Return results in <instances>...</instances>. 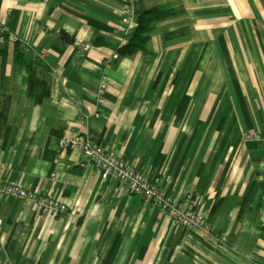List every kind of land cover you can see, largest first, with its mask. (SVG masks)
<instances>
[{"label": "crops", "instance_id": "crops-1", "mask_svg": "<svg viewBox=\"0 0 264 264\" xmlns=\"http://www.w3.org/2000/svg\"><path fill=\"white\" fill-rule=\"evenodd\" d=\"M124 8L0 0V183L68 208L42 215L0 194V264H264V141L245 140L264 130V0H136L134 19L164 15L147 52L118 57ZM25 63L38 65L47 93L38 102ZM62 138L108 149L227 244L200 240L101 179Z\"/></svg>", "mask_w": 264, "mask_h": 264}, {"label": "built area", "instance_id": "built-area-1", "mask_svg": "<svg viewBox=\"0 0 264 264\" xmlns=\"http://www.w3.org/2000/svg\"><path fill=\"white\" fill-rule=\"evenodd\" d=\"M135 2L136 0H124L126 27L121 29V33L125 37L134 28L133 6ZM2 34L3 30L0 27V35ZM72 46L80 47L83 52L93 49L92 45H82L79 41H74ZM104 95L105 85L102 84L98 90L99 105L104 103ZM245 140L264 141V130L246 133ZM58 145L63 150H80L85 157L86 164L95 168L101 179L116 180L127 189L130 195L138 197L151 206L158 208L166 214L171 222L191 231L200 240L218 248L224 247L227 244L226 235L212 231L202 214L185 208L182 202L159 188L147 176L127 165L103 146L78 138H62L59 140ZM0 194L16 198L25 204L34 206L37 212L42 215L54 217L65 214L68 210L67 206L59 200L25 190L17 185L0 183ZM190 197V195H187L186 200H189Z\"/></svg>", "mask_w": 264, "mask_h": 264}, {"label": "trees", "instance_id": "trees-1", "mask_svg": "<svg viewBox=\"0 0 264 264\" xmlns=\"http://www.w3.org/2000/svg\"><path fill=\"white\" fill-rule=\"evenodd\" d=\"M164 14L160 9H151L135 18L133 31L126 37L122 45L116 49L118 57H130L139 52H147L150 42V34L153 30V23L162 17ZM1 38H6L5 33L0 35ZM61 40L66 44H73V39L66 34L60 35ZM95 46L102 45L100 40L94 43ZM25 69L28 73V96L34 98L35 101H40L46 97L47 93L42 89L43 84L40 82L37 73L38 65L25 63ZM1 127V122H0Z\"/></svg>", "mask_w": 264, "mask_h": 264}]
</instances>
